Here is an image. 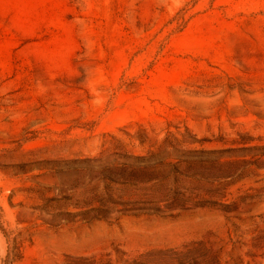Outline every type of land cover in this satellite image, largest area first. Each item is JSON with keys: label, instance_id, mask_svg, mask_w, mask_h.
<instances>
[{"label": "rangeland", "instance_id": "obj_1", "mask_svg": "<svg viewBox=\"0 0 264 264\" xmlns=\"http://www.w3.org/2000/svg\"><path fill=\"white\" fill-rule=\"evenodd\" d=\"M0 264H264V0H0Z\"/></svg>", "mask_w": 264, "mask_h": 264}]
</instances>
